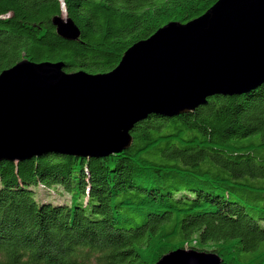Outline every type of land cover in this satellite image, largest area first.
I'll return each instance as SVG.
<instances>
[{"label": "trees", "instance_id": "trees-1", "mask_svg": "<svg viewBox=\"0 0 264 264\" xmlns=\"http://www.w3.org/2000/svg\"><path fill=\"white\" fill-rule=\"evenodd\" d=\"M217 0H0V73L22 60L106 74L133 44ZM78 29L65 41L52 22ZM106 158L0 162V264H156L175 250L264 264V83L149 116ZM62 190L66 202L38 199Z\"/></svg>", "mask_w": 264, "mask_h": 264}, {"label": "water", "instance_id": "water-1", "mask_svg": "<svg viewBox=\"0 0 264 264\" xmlns=\"http://www.w3.org/2000/svg\"><path fill=\"white\" fill-rule=\"evenodd\" d=\"M63 11L57 35L79 32ZM64 64L22 60L0 73V162L54 154L117 155L149 116L192 113L215 96L264 83V0H217L199 18L171 22L128 48L106 74L66 73ZM156 264H221L214 253L175 250Z\"/></svg>", "mask_w": 264, "mask_h": 264}, {"label": "rangeland", "instance_id": "rangeland-1", "mask_svg": "<svg viewBox=\"0 0 264 264\" xmlns=\"http://www.w3.org/2000/svg\"><path fill=\"white\" fill-rule=\"evenodd\" d=\"M64 12H63V16H64ZM40 189V188H39ZM58 192L53 191L51 192H47L44 191L42 189L37 191V197L38 199H45L46 197H49V199L56 201V202H66L69 200V196L66 195L65 192H63L62 190H57Z\"/></svg>", "mask_w": 264, "mask_h": 264}, {"label": "bare ground", "instance_id": "bare-ground-1", "mask_svg": "<svg viewBox=\"0 0 264 264\" xmlns=\"http://www.w3.org/2000/svg\"><path fill=\"white\" fill-rule=\"evenodd\" d=\"M64 12V11H63Z\"/></svg>", "mask_w": 264, "mask_h": 264}]
</instances>
